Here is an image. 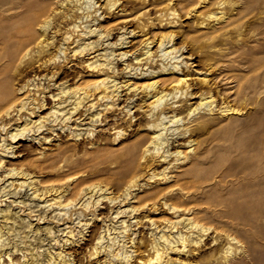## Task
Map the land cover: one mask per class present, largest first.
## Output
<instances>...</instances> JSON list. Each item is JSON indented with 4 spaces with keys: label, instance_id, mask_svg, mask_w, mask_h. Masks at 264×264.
Here are the masks:
<instances>
[{
    "label": "rangeland",
    "instance_id": "obj_1",
    "mask_svg": "<svg viewBox=\"0 0 264 264\" xmlns=\"http://www.w3.org/2000/svg\"><path fill=\"white\" fill-rule=\"evenodd\" d=\"M11 1L0 0V22L2 23H0V29H8L9 32L14 28L12 27L13 20H17L22 16H14L13 11H8L7 8L12 4ZM25 1V9L29 13H36L38 19L36 22L39 23L35 24L34 28H38L37 25L42 24L46 16H52L51 19H54H50L45 34V39L49 40L52 37L55 39L54 42L51 41L52 43H50L52 48L49 51H51L54 45L60 41L63 31H68L69 26L72 24L70 19L62 17V13L66 8L62 5L63 0ZM97 1V4H102L101 0ZM198 1L142 0L133 4L120 0L119 5L114 10L111 9L105 13L104 23L108 22L107 27L111 29L110 41H113L123 28L135 29V35L128 36L130 46L122 49H130L129 52L139 53L141 49L140 40L143 38L141 36L143 31H138L137 22H139V19L149 21L144 32H147V36L154 40L161 32L173 31L175 33L173 42L180 48L177 54H181L180 57L187 61V66L184 68L186 72L193 75V77L195 75L201 76L200 73H206L211 80L208 84H201L198 79L196 80V77L191 79L193 80L191 81V91L199 93L210 88L216 95L217 103L220 104L221 101H224L233 106L242 107V111L238 114L220 115L218 111H215L194 118L191 123L201 124L204 120L206 124L202 123L201 127L192 131L190 135L176 139L177 142L184 143L186 139L191 137L196 141V148L188 153L190 159L188 158L185 162L175 161L174 164L177 163L179 166L177 164L176 166L171 165L173 168L170 167L173 170L171 168L166 170L169 171V175L172 174L171 178H174H172V181L171 178L166 182L156 181V178L148 179L147 176L151 170L156 173L159 172L168 161H165L166 163L152 162L154 157L151 154H142L143 145L134 142L139 135L147 136L149 134L145 125H143L145 117L142 115V110L134 111L135 107L131 108L130 114L122 111L119 107L122 106L123 102L119 103L118 108L113 106L111 112H105L94 123L93 127L87 124L82 125L83 128L88 127L87 129L92 130L91 133L87 132L85 134V132H82L76 138L70 135V130L57 125L55 130H45L42 133L45 136L49 135L46 143L37 142L30 139V137L26 140H20L18 142L19 147L13 150V156L9 153L8 158L5 157V160H9L6 164L7 166L16 165L33 171L39 176L43 185L67 182L69 186L73 187L70 188L71 198L73 199L76 197L75 193L78 192L79 186L95 183L107 188L113 195H121L122 190H124L122 186L124 187L127 180L135 175L138 178V183L148 182L144 185V189L143 187L135 189V197L132 198L135 204L146 203V206L141 207L136 213L141 218L139 225L133 226L136 237L140 238L145 235L148 237L149 224L146 221L147 217L155 219L154 221L161 224L160 219L163 220V218L171 216L162 204L163 199L167 201L169 198L172 200L171 202L168 201L170 203L193 209L191 212H193L194 218L196 220L201 218L202 222H200L204 226L210 227V230L205 233L206 235H203L205 241L203 239L202 244L197 246L200 249L196 247L194 256L191 255V258L186 257L189 258L188 264H196L197 262L200 264L203 260L204 264H217L215 257L219 254L221 239H218V243H214L215 246L212 244V239L214 235L223 234L224 232L231 235L233 233L234 236L237 235L236 237L240 241L239 247H237L240 249L239 255L236 254L226 264H264V0H224L221 8L216 5L219 0H204L203 3L197 5ZM30 2L31 4H29ZM43 5L47 10L42 15L39 13V9ZM130 5H133V7ZM164 5L174 8L176 14L171 17L161 16L159 10ZM193 5H196V8L192 11L189 10ZM25 9L21 8L20 10L25 11ZM59 9L62 11L60 10V12ZM219 9H223L226 13L224 19L220 22L215 23L212 21L210 25L204 26L198 24L205 19L206 13L218 12ZM51 10L54 11L52 13L57 11L54 17L50 13ZM100 11L101 9L98 13ZM141 11L144 13L139 15ZM45 13L49 14L44 16ZM135 16L137 19H129ZM123 18H127V20L122 21ZM171 19L175 20L170 24L168 21H171ZM56 26L59 29L57 34L53 33ZM2 45L0 43V50ZM156 45L152 49H155ZM114 51L118 52L120 49L114 48ZM44 56L42 59H44ZM42 59L29 58L20 65H18L17 60H14L12 63L9 61L6 66H0L2 68L0 72V93H5L4 96L9 99L20 98L26 93L25 89H19L20 86L32 78H35L36 81L42 80L44 86L48 80L42 78L54 71L56 77L51 78L49 80L51 82L68 79V82L71 83L77 78V74H79L77 78L79 82H88L96 76L80 61L82 59H76V66H71L70 69L66 68L61 60L57 64H43L41 63ZM6 60V58L0 60V65ZM168 62H170L169 58L156 56L155 61L149 64V69H155L154 67L157 68L162 63ZM116 68L118 69L116 76L119 79H124L125 77L121 74L123 68L121 61L116 62ZM2 88L3 90H1ZM44 93L47 96V92ZM46 96V105H51L53 100ZM193 100L195 98L190 99V101ZM45 110L43 111L45 112ZM14 118L15 115L13 114L11 117H4L2 121L6 122L10 129L11 126L9 125L13 123ZM71 126L74 127V124H71ZM173 128L166 131V133L168 132L167 135H170L169 137L172 135L170 133H172ZM182 146V149H184L185 146ZM176 147L175 145L172 149L175 150ZM172 149L170 150L173 151ZM189 168L196 171L185 175L183 171ZM177 184H179V187L184 188V191L178 190L181 192H179L180 194L176 193L175 196H162L160 194L162 191L158 194L150 193L154 188L176 187ZM20 192L21 194L25 193L24 190ZM26 192L30 193L28 190ZM27 196L24 195L25 198ZM1 197L2 199L7 197L6 202L8 199L9 201L14 199L9 194ZM5 201L2 203H5ZM27 201H30L29 198ZM155 201L157 208H148ZM30 204V206H24L22 203H15L11 206L12 212L15 213L16 210V214H20L25 218L28 214L42 212L43 208H40L39 205L41 201L31 199ZM115 205L117 203L111 206L105 202L99 203L96 212L108 215V211L114 208ZM76 206L73 204L72 207V203L68 204L66 209L62 210L64 214L59 215L60 222H64L67 215L76 210ZM53 212L46 208L41 214L49 217ZM35 217L36 215L31 218ZM50 219L54 221L53 218ZM92 221L90 220V222ZM50 222L52 225H57L55 222ZM35 223L36 220L33 219V226ZM92 223L93 225L88 226L87 229L95 230L93 232L95 233L101 222L93 221ZM133 223L135 224V222ZM215 225L218 229L214 231L217 228ZM57 229L58 227L55 226V234L61 236L62 231ZM91 233V231H86L85 234L87 235H84V237L87 239H78L77 242L64 246L66 251L72 253L71 255L77 260V263L85 261L83 259L84 254L93 244L94 239ZM30 234L23 238L25 244H31L30 248L37 245L40 250L42 248V250H45L48 245L54 242L50 239L51 235H45L44 232ZM34 234L36 235L35 238ZM76 238L78 237L76 236ZM206 242L208 245H206ZM204 244L206 247L203 246ZM216 244L218 247H216ZM242 244L244 245L242 246ZM234 247L236 246L234 245ZM212 250L215 252L212 253ZM22 251L20 250V252ZM197 251L201 252L198 253ZM19 255H14V259L18 258ZM184 257V255L181 256V258L186 259ZM207 257L209 262L206 261ZM194 260L195 262L197 260V262L195 263ZM218 264L222 263L218 262Z\"/></svg>",
    "mask_w": 264,
    "mask_h": 264
},
{
    "label": "bare ground",
    "instance_id": "obj_2",
    "mask_svg": "<svg viewBox=\"0 0 264 264\" xmlns=\"http://www.w3.org/2000/svg\"><path fill=\"white\" fill-rule=\"evenodd\" d=\"M101 1L102 4H97V0H63L62 5L66 8L62 13V17L70 19L72 24L69 26L68 31H63L60 41L54 45L51 51H49L52 48L50 43L55 39L53 37L49 40L45 39L52 17L51 15V17L46 16L49 13H45L44 16L46 17H43V23L37 25L38 28H34L35 24L39 22H36L38 20L36 13H29L25 9V0H12V4L7 8L8 11H13L12 14L14 16H22L17 20H13L12 27L14 28L10 32L7 31L8 29H0V43L3 44L0 50V60L7 59L0 66H6L9 61L12 63L14 60H17L18 65H20V63L22 64L29 58L38 60L39 58L42 59L45 54H50L45 55L41 63L57 64L61 60L62 64L70 69L71 66H76V59H82L80 61L96 76L88 82H79L77 80L79 74L76 75L77 78L71 83L68 82V79L60 82H51L49 80L56 77V72L54 71L48 76L47 74L44 75L42 79L48 80H46L47 82L44 86L42 80L36 81L35 78L20 86L19 89L26 90L24 96L20 98L9 99L4 96L5 93H0V196L9 194L14 197L13 200L9 201L8 199L7 202L5 200L8 196L6 198L3 197L4 199L0 198V264H80L81 262L77 263V260L71 255L72 253L66 251L64 246L77 242L78 239H87L84 237V235H87L85 234L86 231L92 232L91 236L94 241L91 246L89 245V249L86 252L84 251L85 256L83 259L85 261L81 264H171L178 262L188 264L189 258L186 257L194 256L195 248L202 244L205 237L203 235H206L205 233L210 230V227L207 225L206 227L201 223V218V220L194 218L193 212H191L193 209L170 203L172 200L168 198L167 201L163 199L162 204L164 209H167L166 212L170 213L171 216L163 218V220L160 219L162 221L161 224L154 221L155 219L147 217L146 221L149 224L147 229L148 237L140 234L141 237L138 238L133 226L139 225L141 218L136 213L141 207L146 206V203L135 204L132 198L135 197L134 190L141 187L144 189V185L148 184L147 181L143 180V183H138V178L133 175L127 180L125 185L123 184L124 187L122 186V188L124 190L121 189L122 194L118 196H116L117 194L113 195L111 191L98 183L83 185L79 186L78 192L75 193L76 197L73 199L71 198L72 193L70 190L73 187L69 186L67 182L43 185L39 176L33 171L16 165L7 166L6 164L9 160H5V157L9 153L13 156V150L19 147L20 144L18 142L20 140H26L30 137V139H34L37 142L46 143L49 135L45 136L42 133L45 130H55L57 125L63 127V129L70 130V135L77 138L82 132L86 134L92 131L87 129L88 127L83 128V124L93 127L94 123L105 112H109L113 106L117 107L119 103L123 102L122 106L119 107L122 111L130 114L131 108L135 107L134 111L142 110V115L145 117L143 125H145L149 134L147 136L139 135L134 142L138 145H143L142 154H151L154 157L152 162L166 163L165 161H168L159 172L156 173L151 170L148 173V179L156 178V181L166 182L172 175H169V171L167 172L166 170L171 168V165L176 166L177 163L174 164L175 161L185 162L189 158L188 155L190 154L188 153L196 148V141L191 137L186 139L184 143L176 140L177 138L190 135L192 131L201 127L202 123L206 124L204 120H202L201 124L197 122L191 123L195 117L199 115L202 117L215 111H218L220 115L238 114L242 111L240 106H233L224 101H221L220 104L219 102L217 103L216 95L210 88L199 93L191 91V81H193L191 79L196 77V80L198 79L201 84H208L211 80L206 73H200L201 76L195 75L193 77V75L186 72L184 68L187 66V61L180 57L181 54H177L180 48L173 42L175 37L173 31L161 32L154 40L147 36V32H144L149 21L139 19L137 28L138 31H143L141 33L143 38L140 40L141 49L139 53L129 52L130 49L122 50L124 47L130 46L128 44L130 42L128 36L135 35V29L128 30V28H123L115 39L110 41L111 29L107 27L108 22L104 23L105 13L108 10H114L119 5L120 0ZM125 1L135 4L142 0ZM203 1L199 0L197 5L203 3ZM223 2L224 0L217 1V7L221 8ZM44 6L39 9L40 14L46 12L45 10L47 9ZM130 6L133 7V5ZM21 8H24L25 11L20 10ZM195 8L196 5H193L189 10L192 11ZM99 9L101 11L98 13ZM52 11L50 13L54 17L57 11L55 13H52ZM143 11L139 15L143 14ZM159 11L161 16L166 17L176 14L174 8L166 5L162 6ZM225 14L223 9H219L218 12L206 13L205 19L198 24L204 26L210 25L212 21L215 23L220 22V20L224 19ZM134 18L136 16L129 19ZM123 20H127V18H123ZM174 20L171 19L168 23L171 24ZM58 31V26H56L53 33L57 34ZM155 45L156 48L152 49ZM114 48H118L120 51L115 52ZM159 55L162 58H169L170 62L162 63L157 68L154 67L155 69H149V64L153 63L156 56L158 57ZM118 61L122 62L121 74L125 77L124 79H119L116 76L118 72L116 62ZM1 70L2 68L0 67V72ZM44 92H47V96L44 95ZM45 96L53 100L51 105H46ZM191 98H195V100L190 101ZM135 101L139 102L135 103ZM13 114L15 118L13 123L9 125L11 126L9 129L8 124L3 122L2 119L11 117ZM70 123L74 124V127ZM172 127H174L172 133H170L172 135L169 137L170 135H167L168 132L166 133V131L168 129L171 130ZM174 134L175 136L173 137ZM175 145L177 147L173 150L172 147ZM182 145L185 146L184 149H182ZM193 171L196 170L189 168L183 172L185 175H189ZM175 181L177 182V180ZM177 185L176 187H157L150 193L158 194L162 191L160 192L162 196H175L177 195L176 193L181 192L178 190L184 189L179 187V184ZM21 190H24L25 193L21 194ZM26 190L30 193L26 192ZM24 195H28L27 198ZM19 197L20 199H18ZM28 198L30 201H27ZM31 199L41 201L39 205L40 208H43L42 212L46 208L54 212L49 217L41 214L42 212L31 213V215H27V218L16 214V210L15 213L12 212L11 206L13 204L22 203L24 206H30ZM3 201L5 203H2ZM102 202L108 203L110 206L116 203L117 205L108 211V215H103L101 212H96V209L99 208V203ZM70 203H72V207L73 204L77 205L76 210L68 214L64 222H60L59 215L64 214L62 210L66 209V206ZM155 203L156 201L152 202L148 208H157ZM34 215L36 217L31 218ZM50 218H53L54 221ZM33 219L34 221L36 220V226L32 224ZM90 220L101 222L95 233H93L95 230L87 229L88 226L93 225V221L90 222ZM50 221L57 223V225H52ZM55 226L58 227L57 230L62 231L61 236L58 235L59 237L55 234ZM216 229L218 227L214 231ZM223 231L220 232L223 233ZM23 232L25 233L21 234ZM33 232L49 234L51 235L50 239L54 240V242L51 241L52 243L45 250H42V247L40 250L37 245L30 248L31 244H25V239L23 238L30 233L32 235ZM16 236L18 237L16 238ZM236 236L228 232L213 236V245L218 239H221L219 254L217 257L214 256L217 264L218 262L226 264L236 254L239 255L240 249L237 247H239L240 241ZM206 245H208L207 242ZM216 247L214 248L216 249ZM20 250L23 251L20 252ZM214 250L211 252L214 253ZM16 254L20 255L14 259L15 257L13 256H16ZM183 255L186 259L181 258ZM206 259V261L209 260L208 257ZM196 264H199V262Z\"/></svg>",
    "mask_w": 264,
    "mask_h": 264
}]
</instances>
